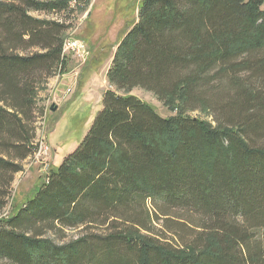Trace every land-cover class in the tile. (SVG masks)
Returning <instances> with one entry per match:
<instances>
[{"label": "trees", "instance_id": "16d2710c", "mask_svg": "<svg viewBox=\"0 0 264 264\" xmlns=\"http://www.w3.org/2000/svg\"><path fill=\"white\" fill-rule=\"evenodd\" d=\"M19 1H0V143L14 139L22 161L34 147L26 124L36 85L67 62L66 26L29 12L89 0ZM138 9L84 139L1 219L0 264H264V146L246 134L264 129V93L236 75L264 81V0H141ZM20 42L43 52L19 54ZM214 105L224 120L192 114ZM2 170L10 183L22 165L0 155ZM165 221L181 232L154 235ZM90 225L103 230L51 236Z\"/></svg>", "mask_w": 264, "mask_h": 264}, {"label": "rangeland", "instance_id": "374dc122", "mask_svg": "<svg viewBox=\"0 0 264 264\" xmlns=\"http://www.w3.org/2000/svg\"><path fill=\"white\" fill-rule=\"evenodd\" d=\"M0 1L21 3L19 0ZM140 2L141 0H89V4L87 1H82L81 4L73 2L72 4L76 6L73 11L29 12L39 20L64 24L66 27L63 36L66 38L63 46L69 42V35H73L86 45L87 51L84 55L83 53H78L79 56L76 53L67 55V62L62 68L58 65L50 66L49 71L44 73L36 85L33 123L26 124L29 133H34L31 154L26 159L18 161L15 157L17 147L13 146L14 139L13 142L7 143V136L4 139L5 143H0V155L22 165V171L15 173L10 183H8L12 174L10 170L0 172V204L4 203L0 208V221L13 214L14 209L22 205L46 179L49 169L59 166L84 139L102 108L104 92L110 89L107 71L112 65L119 42L138 18ZM16 52L31 55L43 52V49L40 46L23 48V42H20ZM236 75L251 81L264 93L263 79L253 78V73L248 70L240 69ZM132 93L155 106L164 116L174 113L149 91L135 88ZM215 106L208 112L195 111L192 114L210 121L215 118L224 120L221 110ZM32 127L34 132L31 130ZM254 132V130L246 132L251 145L264 146V129ZM154 225V235L162 236L167 228L180 231L177 229L180 227L173 222H154ZM102 230V227L90 225L68 228L64 234L51 233V236H56L59 242H67L84 234L99 233ZM185 230L189 237L193 235Z\"/></svg>", "mask_w": 264, "mask_h": 264}, {"label": "built area", "instance_id": "2783aa9c", "mask_svg": "<svg viewBox=\"0 0 264 264\" xmlns=\"http://www.w3.org/2000/svg\"><path fill=\"white\" fill-rule=\"evenodd\" d=\"M85 48H86V45L81 40H79V38L73 35H69V46H63L62 53H63V56L65 57L69 55L70 53L71 54L76 53V55H78V53L79 54L83 53L84 55L85 52L87 51ZM39 149H41V146ZM39 149L37 150V152L39 151Z\"/></svg>", "mask_w": 264, "mask_h": 264}, {"label": "bare ground", "instance_id": "6f19581e", "mask_svg": "<svg viewBox=\"0 0 264 264\" xmlns=\"http://www.w3.org/2000/svg\"><path fill=\"white\" fill-rule=\"evenodd\" d=\"M66 46H69V42L66 44Z\"/></svg>", "mask_w": 264, "mask_h": 264}]
</instances>
